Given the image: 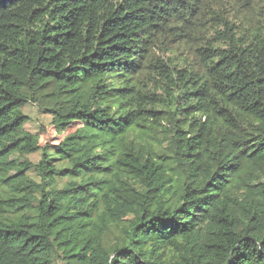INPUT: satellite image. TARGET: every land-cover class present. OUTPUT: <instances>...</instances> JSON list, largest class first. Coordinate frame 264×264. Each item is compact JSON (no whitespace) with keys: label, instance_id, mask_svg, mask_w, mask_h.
<instances>
[{"label":"trees","instance_id":"16d2710c","mask_svg":"<svg viewBox=\"0 0 264 264\" xmlns=\"http://www.w3.org/2000/svg\"><path fill=\"white\" fill-rule=\"evenodd\" d=\"M60 262L264 264V0H0V264Z\"/></svg>","mask_w":264,"mask_h":264},{"label":"rangeland","instance_id":"374dc122","mask_svg":"<svg viewBox=\"0 0 264 264\" xmlns=\"http://www.w3.org/2000/svg\"><path fill=\"white\" fill-rule=\"evenodd\" d=\"M23 113L29 118L26 129L37 135L40 145H45L48 142L59 143L67 135L75 132L80 126H74L63 134H59L51 122V117L42 114L36 105L28 104L23 108ZM33 161L39 160V155H33L30 157ZM57 264H64L62 262Z\"/></svg>","mask_w":264,"mask_h":264}]
</instances>
